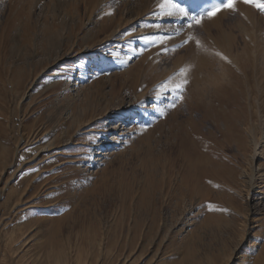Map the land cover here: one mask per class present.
I'll return each mask as SVG.
<instances>
[{"label": "rangeland", "instance_id": "1", "mask_svg": "<svg viewBox=\"0 0 264 264\" xmlns=\"http://www.w3.org/2000/svg\"><path fill=\"white\" fill-rule=\"evenodd\" d=\"M162 4L0 0V264H264V13Z\"/></svg>", "mask_w": 264, "mask_h": 264}, {"label": "snow or ice", "instance_id": "2", "mask_svg": "<svg viewBox=\"0 0 264 264\" xmlns=\"http://www.w3.org/2000/svg\"><path fill=\"white\" fill-rule=\"evenodd\" d=\"M243 3L248 6H252L256 8L258 11L264 13V0H219L218 3L213 4L210 8H206L203 11H200L196 14H190L188 10H186L182 5L178 2V0H164V4L161 5V7H165L166 5L170 4L172 9H174L173 12H169L168 15H177L182 16L187 19V27L189 29L193 28L194 26H198L201 24L203 18L205 16L211 18L214 17L218 12L221 10H230V11H237V4ZM179 31V29L177 30ZM190 42H194L197 47H200L201 42L199 40H195L193 36L189 35L186 40L183 41L184 44H188ZM161 43H164L162 40ZM217 55H220L222 59H227L226 57H223L220 53H216ZM185 73V69H181L180 73L178 75H183ZM171 79V78H170ZM187 83V80H183L181 83L175 84L173 91L182 92L183 91V85ZM174 107L175 105H171Z\"/></svg>", "mask_w": 264, "mask_h": 264}, {"label": "bare ground", "instance_id": "3", "mask_svg": "<svg viewBox=\"0 0 264 264\" xmlns=\"http://www.w3.org/2000/svg\"><path fill=\"white\" fill-rule=\"evenodd\" d=\"M212 1V0H211ZM152 2V0H141V3H142V5H141V9H140V12H145V9L148 7V4H150ZM157 2V1H156ZM155 2V3H156ZM154 4V3H153ZM211 5V4H210ZM160 10V9H159ZM160 14V13H159ZM253 136V135H252ZM255 140V139H254ZM253 140V141H254ZM254 142H256V141H254ZM255 145H257V143L255 144ZM254 145V146H255ZM48 148V147H47ZM256 147H254V150L256 151ZM254 155H255V153H254ZM253 155V156H254ZM252 158H254V157H252ZM255 159V158H254ZM250 163V162H249ZM251 164V163H250ZM251 179V178H250ZM251 181V180H250ZM104 244V243H103Z\"/></svg>", "mask_w": 264, "mask_h": 264}]
</instances>
